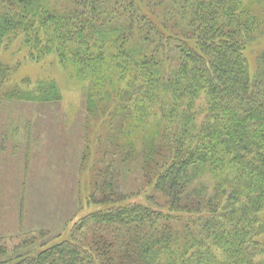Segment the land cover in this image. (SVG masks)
Here are the masks:
<instances>
[{"label": "trees", "instance_id": "1", "mask_svg": "<svg viewBox=\"0 0 264 264\" xmlns=\"http://www.w3.org/2000/svg\"><path fill=\"white\" fill-rule=\"evenodd\" d=\"M262 34L264 0H0V112L62 100L53 77L15 80L13 43L86 84L101 205L52 243L0 236V264H264Z\"/></svg>", "mask_w": 264, "mask_h": 264}, {"label": "rangeland", "instance_id": "2", "mask_svg": "<svg viewBox=\"0 0 264 264\" xmlns=\"http://www.w3.org/2000/svg\"><path fill=\"white\" fill-rule=\"evenodd\" d=\"M263 51L264 34L247 49L255 72ZM1 55L19 64L15 80L53 77L62 88V100L53 106L13 101L5 102L9 110L0 112V236L13 249L43 235L65 237L79 218L101 205L90 199L92 172L81 163L86 84L72 82L53 55L32 60L15 43ZM133 197L145 200V194Z\"/></svg>", "mask_w": 264, "mask_h": 264}]
</instances>
